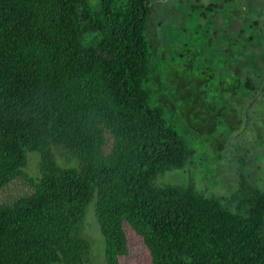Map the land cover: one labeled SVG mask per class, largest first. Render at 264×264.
I'll return each instance as SVG.
<instances>
[{
  "label": "trees",
  "instance_id": "trees-1",
  "mask_svg": "<svg viewBox=\"0 0 264 264\" xmlns=\"http://www.w3.org/2000/svg\"><path fill=\"white\" fill-rule=\"evenodd\" d=\"M156 1L0 0V190L22 177L32 188L0 205V264H86L90 204L106 264L127 255L126 225L151 264H264V190L253 186L234 206L157 181L196 153L177 128L184 91L213 98L205 112L227 118L229 137L253 129L264 138L254 112L264 92L244 117L264 82V23L253 11H201L204 3L168 16ZM241 17L244 42L232 40L230 62L214 60L230 57L212 45L178 87V74L165 80L183 61L181 45L170 52L183 29ZM28 153L38 158L34 178Z\"/></svg>",
  "mask_w": 264,
  "mask_h": 264
},
{
  "label": "rangeland",
  "instance_id": "rangeland-1",
  "mask_svg": "<svg viewBox=\"0 0 264 264\" xmlns=\"http://www.w3.org/2000/svg\"><path fill=\"white\" fill-rule=\"evenodd\" d=\"M239 1L241 7L253 11V14L260 16L264 23V14H262L264 0ZM179 45L180 40H177L174 49L170 52L180 51ZM183 69V61L182 63L181 60L176 61L174 68L166 73L165 80L172 79L178 74L176 85L178 87V84L184 80ZM192 83L193 81L190 88L194 90L196 85ZM181 98L186 103L183 104L182 112L177 117V128L181 138L190 143L196 153L190 163L182 169L166 172L160 176L157 180L158 184L192 185L205 193L212 192L216 196L233 197L232 203H229L234 206L249 195L253 186L264 190V146L260 142L264 138H259L253 129L229 137L227 118L221 115L220 120L210 118L205 112L208 110L204 106L208 104L205 103H211L213 100L210 96L205 97L196 91L187 90L181 94ZM190 104H194L192 110L194 113L189 110ZM254 112L264 123V97L257 103ZM28 156L31 157L25 172L28 177L34 178L38 175V158L33 153H28ZM58 157L62 164H67L68 158L65 155ZM240 183L242 188H239ZM31 190L25 178L16 179L0 190V205L27 195ZM125 231L128 253L120 259L121 264H151L149 253L141 239L127 225ZM82 235L90 243V254L86 264H106L105 245L95 220L93 204L87 208Z\"/></svg>",
  "mask_w": 264,
  "mask_h": 264
},
{
  "label": "flooded vegetation",
  "instance_id": "flooded-vegetation-1",
  "mask_svg": "<svg viewBox=\"0 0 264 264\" xmlns=\"http://www.w3.org/2000/svg\"><path fill=\"white\" fill-rule=\"evenodd\" d=\"M236 1L239 4L240 1ZM156 2H161L162 5H154V10L168 11V16L172 14V11H184L182 5L187 3H190L189 7L186 9L187 11H195L203 3L205 7H202L201 11H233L237 14H239L238 11H251L246 8H242L240 4V8H209L211 3L208 2V0H157ZM245 14L248 15V12H245ZM246 21V18L241 17L240 22L235 21L234 23H221V21H219L218 24L204 23L195 25V30H185L186 28L184 27L185 29L183 30L185 32V36L182 37V40L180 41L181 54L183 56V71L187 72V70L194 67L193 63L202 60L205 52L210 53L212 45L219 47L225 46L226 49L224 51L230 57H216L214 60H225L230 62L233 59L234 54L231 42L234 40L236 44L240 42V46L243 44L244 41L242 36L243 33H245V28L242 23H245ZM160 24L161 22L158 23V25ZM208 36L211 37V40L213 39L212 42L208 39ZM234 36L236 37L233 38ZM205 49H207V51H204ZM256 117L262 122V118H259V115Z\"/></svg>",
  "mask_w": 264,
  "mask_h": 264
},
{
  "label": "water",
  "instance_id": "water-1",
  "mask_svg": "<svg viewBox=\"0 0 264 264\" xmlns=\"http://www.w3.org/2000/svg\"><path fill=\"white\" fill-rule=\"evenodd\" d=\"M244 8V7H242ZM264 92V83L261 86L260 92L256 95V97L254 99H252L249 104L247 105L245 112H244V117H245V124L247 123L248 120V111L251 110V108L254 106V104L256 103V101L258 100V98L261 97L262 93Z\"/></svg>",
  "mask_w": 264,
  "mask_h": 264
}]
</instances>
